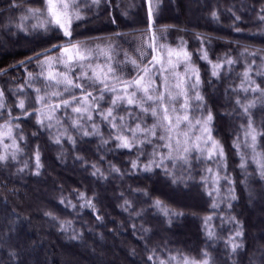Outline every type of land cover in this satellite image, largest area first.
I'll use <instances>...</instances> for the list:
<instances>
[{
	"label": "trees",
	"instance_id": "trees-1",
	"mask_svg": "<svg viewBox=\"0 0 264 264\" xmlns=\"http://www.w3.org/2000/svg\"><path fill=\"white\" fill-rule=\"evenodd\" d=\"M15 3L19 7L10 6ZM39 6L38 0H0V24L8 29L0 43L5 101L0 124L12 120L23 135L14 158L0 161V264H147L146 254L167 255L169 263L173 256L202 259L205 251L209 264H264V180L245 168L235 143L247 117L241 115V105L253 99L254 126L264 130L259 93L243 90L254 86L244 80L245 70H250V81L264 88V0H101L81 7L84 19L72 22L71 37L55 28L16 31L12 24L19 15ZM70 39L91 50L93 64L106 70L110 63L128 81L150 68L154 47L182 46L190 53L203 97L193 106L206 116L211 113V135L223 149V165L216 166L214 180L204 173L207 162L200 157L192 155L183 164L159 161L158 153L163 156L165 150L157 135L122 148L106 125L96 134L90 122H82L81 128H70L72 140L50 139L37 122L31 94L32 86L47 82L37 80L44 78H37L36 60L59 54L53 45L68 46ZM204 53L207 59L201 58ZM215 64L222 65L218 75H213ZM82 70L91 74L86 67L63 69L86 86L85 92L99 96L100 85L76 79ZM20 85L26 94H17ZM69 93L66 98L84 95L75 87ZM20 99L27 101L31 115L16 107ZM258 139L264 148V136ZM150 161L155 163L145 171ZM156 200L169 210L167 216L154 206ZM232 243L241 246L233 251Z\"/></svg>",
	"mask_w": 264,
	"mask_h": 264
},
{
	"label": "snow or ice",
	"instance_id": "snow-or-ice-1",
	"mask_svg": "<svg viewBox=\"0 0 264 264\" xmlns=\"http://www.w3.org/2000/svg\"><path fill=\"white\" fill-rule=\"evenodd\" d=\"M40 6L39 7H28L27 8V14L20 17L21 20H27L30 17H35L39 19L41 16L44 17V20L40 23L39 27H42L45 29V31L51 30L52 28L62 30L63 35L65 37H71L72 31L71 26L72 22L74 20H83L84 16L81 14V7H91V5H99L101 3V0H91V4L88 3V0H38ZM11 7H19L18 3L10 5ZM262 12H264V8L261 9ZM149 15L151 16V10L149 12ZM213 16H215V13H213ZM239 19V18H237ZM260 19L264 21V15L260 16ZM16 27L20 31H25V28L22 24H17ZM33 28H36L37 25H32ZM239 31V29H237ZM161 47H164L161 45ZM53 48H56L57 51L62 52L65 54L61 57H53L50 55L44 56L43 60H36V63L40 66V72L37 74V78L43 77L47 83H44L42 87L35 88V91L37 93L36 96V102L42 103L47 107H51V104L46 100L47 95L51 96H59L60 93L58 91H52L49 93V89L55 87L56 85H59L61 83H64L68 86L80 88L81 92L84 93L83 101L77 99L76 96H72L71 99H63L57 104L55 107L59 108L60 105H63L65 108H71L72 112L77 114H83L88 112L87 107L77 106L81 105L84 102H87L88 99L91 97L92 100H96L97 97H94L92 95V92H85V85L74 82L73 79L68 78L67 72L63 70H58L55 73L53 72V62L55 63H63L69 71H74L77 67L84 69L85 67L91 70V74H89L88 71H81L80 76L76 77L77 80L79 79H88L92 80L94 84L100 85L99 91L101 93L99 99H104L103 93L104 92H110L113 95L109 96L108 99L112 105V107H109L107 109L106 115H104L105 119H108L109 117H112L113 115V108L117 105V102L126 103L128 105H136L141 108L143 112H149L151 111V114L153 116H157V108L162 109L164 116L163 119L168 121L166 130L171 132L173 130V122L171 117L168 115L169 108L167 107V101L165 100V95L162 93H158L157 95L153 96L151 85L153 81L149 79H145L146 76H148L150 69L146 66L143 74L138 75L137 78L134 80L128 81L123 80L119 76L116 75V72L118 71L117 68L113 67L110 63L107 64L106 70L104 67L100 65H93V62L91 61V50L89 49H81L78 43H74L71 41V39L68 41V46H59V45H53ZM74 50L73 54L67 55L70 53V51ZM48 51H51L49 49ZM153 51H156V48H153ZM101 52L105 55L107 58V61H111L112 57L109 55L108 52L101 49ZM38 56L40 54H37ZM252 55H255V53H252ZM166 56L167 59L163 55H156L153 56L152 59L148 62L149 65L152 67H155L156 65H160V68L158 71L167 72L169 69L172 70L173 74L175 73L176 67L180 63H184V73L187 76L188 74H191V76L195 77V82L191 85L192 88H195L196 85L199 83V74L198 70L195 68L193 64L190 63L191 56L190 53H188L182 46H178L177 48H167L166 50ZM175 56L176 60L173 61L171 58ZM202 59H207V54L204 53V55L201 57ZM87 61L88 63L85 64L84 62ZM228 64H232L233 61L231 59L226 61ZM21 63H24L21 61ZM133 64H136V61H132ZM167 65V67L165 66ZM221 64H215L213 65V75H218V72L216 69L221 68ZM249 71L245 70L243 73L244 80L249 82L250 85H254L251 87H245L243 90L245 92L251 91L253 93H259V99H261L262 103H264V88H262L259 84H255L254 81H250L249 78ZM28 76L30 80L33 78V73L29 72ZM62 78V79H61ZM112 80L116 81V84L111 83ZM117 84H119V87H117ZM175 87L177 89H180L178 93H172L169 91L167 93L168 100H175L177 96H184V102L181 105V108L185 109L183 115H177L176 117V126L178 127L181 121H189V116L187 114V108H188V98L187 93L184 92L183 89V80L175 84ZM129 89H132L129 91ZM21 91H23V88L21 87ZM64 91H68V88L66 87ZM138 92L143 93V97L138 96ZM43 93V94H42ZM4 97V92L0 90V101H2ZM195 99L200 101L203 99V97L199 94V92L195 93ZM147 101H153L157 107H153L152 105H149L148 107H144V102ZM75 102V103H74ZM237 104H241L240 100H237ZM98 106V105H97ZM256 106V99H253L249 101L247 104L241 105L243 108V111L245 115L248 116L247 119V131L245 133L246 137L250 139V143H246V147H249L252 149L253 155V161L258 163V166L260 168V175L262 178H264V160H258L257 157H261L262 153L257 152V140L258 136H264V130H258L256 127H254V122L252 119V115L250 113V109L254 108ZM21 110L22 115L28 116L31 115L32 112L28 111L25 108V101L23 99L19 100V103L16 105ZM5 104L3 102H0V109H4ZM35 111L40 112V109H35ZM173 112H176V109H172ZM8 115H11V112L8 113ZM53 118L52 114L49 113L46 116V119L51 120ZM13 119H20L19 116L13 117ZM87 119L91 120L92 116L89 114L87 115ZM114 119V118H113ZM123 119V117H121ZM212 120L211 113L208 114L207 119L204 121L196 120L195 123L198 125H201L202 132L208 133L207 141H211V149L208 152V158L211 159L212 155L214 154L213 150L219 149V155L223 156V149L219 147V143L212 139L211 137V130L208 127L209 123ZM38 123L43 124L42 119H38ZM111 122V121H110ZM189 123H191L189 121ZM79 125V120L73 121V126L76 127ZM16 127H19V125H15ZM4 131L0 132V136L6 137V138H12V127L10 126V122L6 123L4 126ZM93 128H95V125H92ZM155 128V125L153 126V129ZM153 129H147L142 130L141 125L139 123L136 124L135 128H129L128 131L132 132V138L130 139L128 136L125 135H117L116 139L120 141V143L117 145V147L122 148H128L131 149L134 146V143L132 142L136 138V134L138 132H144L147 131L151 133L152 135H156L155 131ZM90 133L85 131L84 135H89ZM185 136H187V133H184ZM23 139V137H20ZM160 139H164V136H160ZM13 139V144H15V138ZM170 140L171 137H168ZM196 141H199L201 137H196ZM57 143H59V140H57ZM180 141L177 140V144H179ZM187 143V141L185 142ZM166 147H170V145H165ZM192 150L196 151H203L204 149L201 148V145L199 143H193L191 146ZM182 152L184 154H188L190 152L189 147H184L182 149ZM14 158V156H13ZM181 160H184L185 163H187V156L186 155H180L178 157ZM6 156H0V161L6 160ZM38 159V156H37ZM155 163V161H150L148 165L144 166L145 171L151 170V164ZM161 164H157V167H161ZM133 167H137V164L133 162ZM241 167H244V164L241 163ZM211 171V169H209ZM95 175V173H93ZM175 182V181H173ZM212 193L209 192V195ZM82 195V194H81ZM235 199V196L232 197ZM90 204V202H89ZM162 202L160 200H156L154 202V206L160 209L164 213V215L169 214V210L166 207H161ZM213 208H215L217 205L213 203ZM179 213L173 212L172 215H178ZM99 218V217H98ZM207 219H211L208 217ZM171 223V221H169ZM209 237L213 236V233L211 231L208 232ZM242 233L237 230L235 233V236L239 237ZM72 239H76L75 236L72 237ZM241 245L232 243V250L235 251L237 248H239ZM149 260L153 259V256L148 257ZM170 259L176 260V257L173 256ZM160 264H166L164 260L160 261ZM180 264H209V258L208 253L205 251L203 253V258L199 261L196 260H189V258L185 257Z\"/></svg>",
	"mask_w": 264,
	"mask_h": 264
},
{
	"label": "rangeland",
	"instance_id": "rangeland-1",
	"mask_svg": "<svg viewBox=\"0 0 264 264\" xmlns=\"http://www.w3.org/2000/svg\"><path fill=\"white\" fill-rule=\"evenodd\" d=\"M5 45V44H4ZM167 48L170 47H160V49H157L154 52V56L156 55H163L165 59H167L166 56V50ZM174 49V48H173ZM73 51H70L69 54H73ZM62 52L59 54H54L50 55L53 57H61L64 56ZM173 61L176 60V57L173 56L171 58ZM95 65H100L98 63H94ZM39 66V65H36ZM101 66V65H100ZM167 67V65H165ZM103 67V66H102ZM184 63H180L176 69L175 73L173 74L172 70L169 69L167 72H162L158 71L160 68V65H156L155 67L150 66V71L148 76L145 77V79H151L153 81L151 85L152 89V94L153 96L157 95L158 93H162L165 95V100L167 101V107L169 108L168 115L171 117L172 122H173V130L171 132L166 130L168 121L163 119L164 113L162 109L157 108V116H153L151 114V111L149 112H143L140 107L136 105H128L126 103H121L117 102V105L113 108V115L112 117H109L108 119L104 118V115H106L107 109L109 107H112L108 97L113 95L110 92H104L103 96L104 99H99L100 95L97 96V99L91 102V97L88 99L87 102L82 103L81 105L77 106H82V107H87L88 112L83 113V114H77L72 112L71 108H65L63 105H60L59 108H56L55 106L59 104V102L63 99H70L66 98L69 97L67 95H70V90L73 88L71 86H68L64 83H61L59 85H56L53 88H50L48 91L49 93L52 91H58L60 93L59 96H51L47 95L46 100L51 104V107H47L42 103H37V109H40V112L35 111L36 113V119H42L43 124L40 126L43 130H47L49 132V137L52 139L54 142H57V140H60L59 138L65 137L68 141L72 140L73 136L71 135V129H79L81 128L80 123L83 122V125H87V122H90V130H96L94 131L97 134L98 129L101 128V125H106L111 133V137L116 139L117 135H125L128 136L130 139L132 138V132L128 131L129 128H135L136 124L139 123L141 125L142 130H147V129H153V126L155 125V128L153 129L158 136H164V139H160L162 141V147L163 150H165V155H161V152L158 153V157H160V160L166 159H172L173 161H178V164H183L184 160L179 159L178 157L180 155H186L187 158L191 157L192 155L200 157L202 160L207 162V168H205L204 173L206 175L209 174L210 178H213L217 176V171H216V166L223 165V158L224 156L219 155V149L213 150L214 154L212 155L211 159L208 158V152L211 149V141H207V135L208 133L202 132L201 125H198L195 123L196 120H201L204 121L207 119L206 114L203 112V110L200 107L193 106V103H197L198 100L195 99V93L198 92L196 87L192 88L191 85L195 82V77L191 76V74H188L187 76L184 73ZM66 66L61 62V63H55L53 62V72L55 73L56 71L63 70L65 69ZM143 74V73H142ZM69 78V75H68ZM62 79V78H61ZM71 79V78H70ZM39 81H43L44 79H37ZM134 80V79H132ZM183 80V89L184 92L187 93V98H188V108H187V114L189 116V121H181L179 126H176V117L177 115H183L185 109L181 108V105L184 102L185 97L184 96H177L175 100H168L167 98V93L171 91L172 93H178L180 89H177L175 87V84ZM45 81V80H44ZM131 81V80H129ZM46 82V81H45ZM47 83V82H46ZM21 85L17 86L16 92L17 94H26L25 89L23 88V91H21ZM68 88V91H64L65 88ZM119 87V85H117ZM36 87L32 86L31 89V94L33 95L34 99L36 101V96L37 93L35 91ZM1 89V87H0ZM132 89H129L131 91ZM43 94V93H42ZM138 96L143 97L142 92L137 93ZM83 96H79V100L83 101ZM29 97V96H25ZM27 98L26 100H28ZM26 100L25 105H26ZM5 104L4 97L2 101ZM75 103V102H74ZM104 103L105 106L100 107V104ZM98 105V106H97ZM149 105H152L153 107H157V105L153 101H147L145 100L144 102V107H148ZM175 108L176 112H173L172 109ZM3 109H0V111ZM51 113L53 118L51 120L46 119V116ZM241 115H245L243 109L240 111ZM244 113V114H243ZM251 113V110H250ZM91 115L92 119L88 120L87 115ZM247 116V115H245ZM244 116V117H245ZM123 117V119H121ZM114 118V119H113ZM246 122L240 123L239 125L241 126L240 129V136L238 141L236 140V145L237 147L241 150L242 155H243V161L246 165L247 168L252 169V173L254 174V177L256 180H264V178L261 177L260 175V168L258 166L257 162L253 161V155L254 153L252 152V149L249 147H246V143H250V139L246 137L245 133L247 131V119L248 116L245 117ZM74 120H79V125L74 127L73 126V121ZM111 121V122H110ZM10 122V126L12 127V138H15V144H13V139L12 138H6L0 136V156H6L8 158H12L13 156L16 155L18 152V144H19V139L23 135L19 133V127H16L14 123H12V120H7L3 123L0 124V132L4 131V125L6 123ZM41 124V123H40ZM92 125H95V128L92 127ZM209 127V125H208ZM255 127V126H254ZM71 128V129H70ZM210 128V127H209ZM184 133H187V136L184 135ZM211 134V133H210ZM201 137L199 141H196V137ZM103 137V136H102ZM150 138V137H156L152 135L151 133L144 131V132H138L136 134L135 140H133V143H139L141 141V138ZM168 137H171L169 140ZM212 139L213 136L211 135ZM117 140V139H116ZM177 140L180 141L179 144H177ZM119 141V140H118ZM187 141V143H185ZM216 141V140H215ZM193 143H199L201 145V148L204 149L203 151H196L192 150L191 146ZM165 145H170V147H166ZM184 147H189L190 152L188 154H184L182 152V149ZM220 147V146H219ZM257 152L264 154V148L261 145V141L259 139L257 140ZM258 160H264V155L261 157H257ZM171 162V161H168ZM211 169V171H209ZM221 179V178H220ZM217 189V187L213 186V189ZM216 196L219 194L218 189L215 191ZM166 256L167 255H153V259L150 261H147V264H160L161 260H164L166 262ZM145 257L148 260L149 255L146 254ZM168 257V256H167ZM171 257V256H169ZM183 258H177L176 260H167L170 261L169 263L166 264H180V262L184 259ZM189 260H196L199 261L201 260L196 259L195 257L189 258ZM122 261V260H120ZM120 264V263H119Z\"/></svg>",
	"mask_w": 264,
	"mask_h": 264
},
{
	"label": "crops",
	"instance_id": "crops-1",
	"mask_svg": "<svg viewBox=\"0 0 264 264\" xmlns=\"http://www.w3.org/2000/svg\"><path fill=\"white\" fill-rule=\"evenodd\" d=\"M27 13H23V14H20L18 19H17V24H22L25 28V31H27L28 27H30V31H41L43 30L44 28L42 27H39L40 23L44 20V17L41 16L39 19L35 18V17H30L29 19L27 20H21L20 17L23 16V15H26ZM16 24V25H17ZM7 26H9V24L7 23L6 24ZM14 26V29L17 31H20L15 24H12ZM32 25H37L36 28H33ZM6 29V26L1 23L0 24V43L3 44V41H6V38H4L3 36V33H7L8 32V29L5 31ZM62 31V30H61ZM63 32V31H62ZM5 35V34H4Z\"/></svg>",
	"mask_w": 264,
	"mask_h": 264
}]
</instances>
